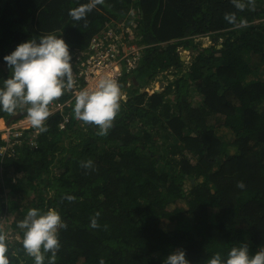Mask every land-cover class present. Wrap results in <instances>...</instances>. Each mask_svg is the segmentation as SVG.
Here are the masks:
<instances>
[{
	"label": "trees",
	"instance_id": "trees-1",
	"mask_svg": "<svg viewBox=\"0 0 264 264\" xmlns=\"http://www.w3.org/2000/svg\"><path fill=\"white\" fill-rule=\"evenodd\" d=\"M89 2L0 0L3 78L4 55L49 33L65 39L72 59L113 20L135 25L145 46L140 66L120 79L132 87L106 135L76 119L74 100L45 121L37 148L27 144L31 127L25 144L0 156V219L16 210L23 218L26 201L59 212L67 227L55 264H162L178 249L190 264H207L242 243L254 254L264 247V0H239L242 9L234 0H103L74 21L69 10ZM201 36L210 44L201 47ZM182 49H194L187 65ZM159 73L174 77L162 91H142ZM20 220L12 234L0 226L5 255L9 264H34Z\"/></svg>",
	"mask_w": 264,
	"mask_h": 264
},
{
	"label": "clouds",
	"instance_id": "clouds-1",
	"mask_svg": "<svg viewBox=\"0 0 264 264\" xmlns=\"http://www.w3.org/2000/svg\"><path fill=\"white\" fill-rule=\"evenodd\" d=\"M102 2L103 0H90L87 4L70 9L69 15L74 21H80ZM234 2L237 8L242 9L245 6L239 0H234ZM225 18L230 23L235 22V17L232 15H227ZM113 23L114 20L108 23L106 27L114 29L116 33V26ZM108 29H101L97 35L105 33ZM202 37L207 36H201L199 39ZM182 50L188 54H192L194 51V49ZM3 60L10 75L6 78L0 77V112L11 114L16 112L18 108L27 106L26 116L21 117L16 112L13 116L15 119L10 122L6 121L7 125L4 128L14 124L22 127L18 121L26 117L31 127L40 132H46L45 121L52 115L49 110L50 103L63 94H70L66 92V89L73 86L72 55L69 51V45L61 35L49 33L39 36V38H29L18 43L10 53L3 56ZM133 79L138 85L136 78L133 77ZM151 83L150 80L141 90L148 91L150 88L157 90L158 82L156 81L155 85ZM131 87L125 88L127 91L126 98L130 93L128 88ZM69 96L71 97V94ZM120 96L121 88L118 82L110 76H104L97 81L92 90L82 89L75 95L74 116L84 125L96 126L99 135H106L120 108V100H123V98L120 99ZM31 127L23 129L22 143L16 144L14 148L26 143L24 133ZM4 128H1V135ZM35 132L30 136L27 144L37 148L38 133ZM0 137L3 142L1 147L5 141L4 137ZM14 148L5 154L0 152V156L3 157L8 152L12 153ZM90 166V161L84 165V167ZM238 186L244 187L242 182ZM66 199L71 201L74 197L68 195ZM90 226L92 228L99 226L95 218L91 220ZM18 227L23 231V248L29 256L33 257L34 264H45V254L48 253L51 254L47 256V264H55L56 252L61 246L58 232L67 227L59 212L55 209L44 211L35 207L30 208L23 219L18 222ZM7 250L6 236L0 232V264H9L8 257L5 255ZM162 264H190V261L186 258L185 251L178 249L170 252L162 260ZM207 264H264V247H261L254 254H250L249 245L242 243L239 246L231 247L226 256H221L220 253L214 254L207 261Z\"/></svg>",
	"mask_w": 264,
	"mask_h": 264
},
{
	"label": "built area",
	"instance_id": "built-area-1",
	"mask_svg": "<svg viewBox=\"0 0 264 264\" xmlns=\"http://www.w3.org/2000/svg\"><path fill=\"white\" fill-rule=\"evenodd\" d=\"M142 51V48L124 44L114 29H108L105 33L93 37L87 51L79 56L77 71L72 74L73 86L66 89L67 93H71V97L66 103L63 102V107L70 105L80 90H92L97 81L104 76H110L118 82L121 88L120 99H126L127 91L120 84V79L124 71L133 72L138 68L142 59ZM130 85L129 81L126 87ZM23 129L15 124L4 128L5 145L0 147L2 154L13 150L16 144L22 143Z\"/></svg>",
	"mask_w": 264,
	"mask_h": 264
},
{
	"label": "rangeland",
	"instance_id": "rangeland-1",
	"mask_svg": "<svg viewBox=\"0 0 264 264\" xmlns=\"http://www.w3.org/2000/svg\"><path fill=\"white\" fill-rule=\"evenodd\" d=\"M132 13L135 14L136 12L132 11ZM113 25L116 26V34L118 35L119 39H121V41L124 44H126L128 46H135L137 48H144L145 47L144 45L136 44V42L139 40V37L137 35V31L135 29V25L130 26V25H127L126 23H122L121 21L120 22H116L115 20H114ZM199 41H200L201 46L205 47V46L210 44V37H202V38L199 39ZM191 55L192 54L190 53V54L185 56V60L184 61L186 62V65L190 62ZM79 56H80V53L78 51H76V53L74 54V59H72V74L74 73L73 72V69H74L73 65H76L77 62L80 60ZM8 70L9 69H8L7 65L4 64L2 66L1 71L2 72H7ZM184 71H185V68H184ZM184 71L182 73H184ZM168 75H171V74H168ZM173 77L174 76H168V80L169 79L172 80ZM168 80L161 73H159L158 75H156V78H154V80H151L152 81L151 84L155 85V82L157 81L158 83L156 85L157 86L156 88H158V89H160L162 91V90H164L165 86L168 84ZM59 98H57L56 100L51 102L50 105H49V110H50V112L52 114H54L57 110H63L64 109L63 105H64V103H66V101L64 103L63 102L60 103L59 102ZM192 102H193L192 103L193 105H197L200 102V97H197ZM19 112L21 113V112H24V111L23 110L22 111L19 110ZM12 119H15V117H10V118H7V116L0 117V121L3 120L5 126L7 125L6 121L10 122V121H12ZM18 123L22 127H24V129L31 127V125L28 123L26 117L21 119V120H19ZM61 127H64V126L62 125ZM1 132L2 131H1V127H0V133ZM35 133H40V131L36 129ZM218 134L222 138H225V136L226 137H230L231 136L230 134H228V132H226L225 130H222V129L220 131H218ZM0 136L4 137L5 133H2V135L0 134ZM68 141L69 140H64L65 143H68ZM4 145H5V143L2 146L4 147ZM177 158L179 159V156H177ZM52 168H53L55 173H58L60 171L59 166H54L53 165ZM10 196H11L10 197L11 200H13V201H17L18 200L13 195L10 194ZM26 202H28L27 205H29L28 209L32 208L30 201H26ZM28 209H27V211H28ZM22 216H23V214H21L18 210L13 211V216H10V217H7V218H5V216H4V217H2L0 219V226L6 227V225H7V227L9 228V231L7 232V234H12L14 232V228H15L14 225H13V221L14 220L16 221L18 219L22 220L23 219V218H21Z\"/></svg>",
	"mask_w": 264,
	"mask_h": 264
},
{
	"label": "water",
	"instance_id": "water-1",
	"mask_svg": "<svg viewBox=\"0 0 264 264\" xmlns=\"http://www.w3.org/2000/svg\"><path fill=\"white\" fill-rule=\"evenodd\" d=\"M182 59L183 60H185V56H186V54H188L185 50H182ZM157 91L159 92V91H161V90H159V89H157Z\"/></svg>",
	"mask_w": 264,
	"mask_h": 264
},
{
	"label": "bare ground",
	"instance_id": "bare-ground-1",
	"mask_svg": "<svg viewBox=\"0 0 264 264\" xmlns=\"http://www.w3.org/2000/svg\"><path fill=\"white\" fill-rule=\"evenodd\" d=\"M188 55V54H187Z\"/></svg>",
	"mask_w": 264,
	"mask_h": 264
}]
</instances>
